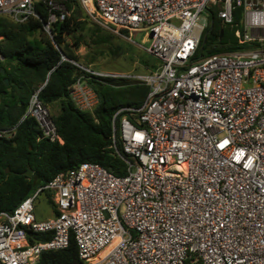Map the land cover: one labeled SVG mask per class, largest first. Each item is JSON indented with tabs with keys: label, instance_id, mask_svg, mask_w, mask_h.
Segmentation results:
<instances>
[{
	"label": "built area",
	"instance_id": "2783aa9c",
	"mask_svg": "<svg viewBox=\"0 0 264 264\" xmlns=\"http://www.w3.org/2000/svg\"><path fill=\"white\" fill-rule=\"evenodd\" d=\"M35 1L0 0V14L23 22L37 16ZM79 1L90 20L121 37L129 39L112 25L145 28L147 44L139 45L158 62L138 74L74 62L92 75L133 77L149 87L141 107H121L111 119L116 152L118 138L134 162L123 176L82 162L12 212L1 211L0 264H36L43 251L66 248L70 237L79 264H264V0ZM57 3L47 0L61 20L65 9ZM210 5H219L218 18L230 26L242 7L234 35L239 44L258 45L193 61ZM54 18L51 12L43 24L49 34ZM41 87L21 120L34 117L43 137L62 143L38 97ZM70 97L80 110L98 103L84 75ZM40 189L52 192L50 217L35 214ZM26 230L49 238L30 244Z\"/></svg>",
	"mask_w": 264,
	"mask_h": 264
},
{
	"label": "trees",
	"instance_id": "16d2710c",
	"mask_svg": "<svg viewBox=\"0 0 264 264\" xmlns=\"http://www.w3.org/2000/svg\"><path fill=\"white\" fill-rule=\"evenodd\" d=\"M65 16L59 19L58 11H50L47 0H36L37 16L17 22L0 14V130H11L0 136V212H12L26 197L51 181L55 175L82 162H93L109 172L123 176L128 173L127 161L134 159L123 152L120 140L112 141L111 119L121 107L139 108L144 103L149 87L138 81L124 78L95 76L81 69L74 62L88 67L101 58L117 61L122 70L132 67L137 58L139 65L134 71L151 72L158 68L157 60L129 51L122 37L90 20L79 0H61ZM219 5L208 7V24L203 30L192 60H199L213 53L234 52L253 48L257 43L239 44L234 35L236 26L223 23L217 16ZM241 8L234 10L238 22ZM53 12L50 34L43 24ZM86 21V24L83 22ZM125 34L127 29L112 25ZM80 47L87 49L85 56L78 53ZM82 58V60H81ZM4 68V74L1 68ZM115 66L113 68H117ZM94 70V69H92ZM133 71V70H132ZM79 75L98 96V103L91 110H80L70 97L73 83ZM7 77L6 85L3 78ZM121 83H118L120 82ZM40 86L39 99L47 107L56 104L58 111L50 113L62 143L43 137L41 129L32 116L25 114L30 95ZM127 113L128 117L132 114ZM31 169V175L25 171ZM54 209L52 192L40 189ZM39 218V217H38ZM42 218V217H41ZM30 244L48 240L45 233L26 230ZM77 246L72 237L66 248L43 251L36 264H79Z\"/></svg>",
	"mask_w": 264,
	"mask_h": 264
},
{
	"label": "rangeland",
	"instance_id": "374dc122",
	"mask_svg": "<svg viewBox=\"0 0 264 264\" xmlns=\"http://www.w3.org/2000/svg\"><path fill=\"white\" fill-rule=\"evenodd\" d=\"M60 1V0H57ZM58 4V3H57ZM59 5V4H58ZM242 10V7H240ZM241 16L238 19V22H235L234 20V25L236 26V28H242V24H243V20H244V14H243V10L241 11ZM209 13L207 11L202 12L201 14V18H200V22L201 23H205L206 25L208 24V17ZM83 24H86V21H84ZM125 35L129 36V39L122 37V42L123 44H125V46L128 47L129 51H136L137 54H141L142 56L146 57V52L143 50V48L139 45H146L147 44V40H146V29L145 28H139V29H128L125 33ZM78 53L81 56H85V54L87 53V49L84 47H80L78 50ZM82 60V58H81ZM139 60L136 58L133 63H132V67L129 69H123L121 68V65L115 61V60H111L110 57L106 58V59H102L101 58L99 60H97L94 63H90L88 65V67L90 69H94L98 72L101 73H108V72H113V73H129V74H138V73H144L142 72L144 69L140 68L138 70L140 71H134L135 67L138 66L139 64L137 63ZM115 66H118L117 68H113ZM133 70V71H132ZM105 76V75H104ZM126 79V81H136L137 79L133 78V77H127L124 78ZM118 83H121L118 82ZM48 110L50 111V113L55 114L58 111V107L56 104H53L51 106L48 107ZM34 207H35V214L37 215V217L39 218H44V217H49L51 215L54 214V209L53 207L50 206V204L45 200V197L43 194H39L35 201H34Z\"/></svg>",
	"mask_w": 264,
	"mask_h": 264
},
{
	"label": "water",
	"instance_id": "95a60500",
	"mask_svg": "<svg viewBox=\"0 0 264 264\" xmlns=\"http://www.w3.org/2000/svg\"><path fill=\"white\" fill-rule=\"evenodd\" d=\"M83 23H84V22H83ZM251 33L253 34V30H251ZM1 73L4 74V68H3V67L1 68ZM3 80H4V82H5L6 85L9 83V80H8L7 77H4ZM25 173H26L27 175H31L32 170H31V169H27V170L25 171Z\"/></svg>",
	"mask_w": 264,
	"mask_h": 264
},
{
	"label": "crops",
	"instance_id": "0c3cea01",
	"mask_svg": "<svg viewBox=\"0 0 264 264\" xmlns=\"http://www.w3.org/2000/svg\"><path fill=\"white\" fill-rule=\"evenodd\" d=\"M52 216V215H51ZM50 217V216H49Z\"/></svg>",
	"mask_w": 264,
	"mask_h": 264
}]
</instances>
